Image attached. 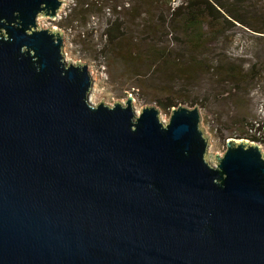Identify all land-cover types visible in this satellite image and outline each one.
Returning <instances> with one entry per match:
<instances>
[{"label": "water", "instance_id": "obj_1", "mask_svg": "<svg viewBox=\"0 0 264 264\" xmlns=\"http://www.w3.org/2000/svg\"><path fill=\"white\" fill-rule=\"evenodd\" d=\"M62 3L0 0V264H264V149L208 154L196 105L90 103L38 27Z\"/></svg>", "mask_w": 264, "mask_h": 264}, {"label": "trees", "instance_id": "obj_2", "mask_svg": "<svg viewBox=\"0 0 264 264\" xmlns=\"http://www.w3.org/2000/svg\"><path fill=\"white\" fill-rule=\"evenodd\" d=\"M128 1L90 0L87 3L75 0L69 14L59 24H72L77 16L86 17L96 9H107L104 10L108 13L103 31L105 42L93 52L108 65L118 63L134 79L152 71L155 79L172 83L170 85L179 83L177 87L181 90L192 84L202 69L216 76L218 86L235 85L229 93L235 95L242 83L261 76L262 69L257 68L259 63L245 68L243 63L236 62L237 59L225 57L209 47L237 24L255 33L263 32L257 16L245 10L250 8L251 0H182L177 6H172L173 0ZM82 40L84 42L85 37ZM214 60L218 62L216 68ZM229 94L224 91L214 93L213 97L217 100ZM174 100L168 96L159 105L169 111L176 105ZM254 124H246L244 137L264 146V122L256 126L260 136L249 133ZM212 128L219 139L226 138L222 135L223 128L215 125Z\"/></svg>", "mask_w": 264, "mask_h": 264}, {"label": "rangeland", "instance_id": "obj_3", "mask_svg": "<svg viewBox=\"0 0 264 264\" xmlns=\"http://www.w3.org/2000/svg\"><path fill=\"white\" fill-rule=\"evenodd\" d=\"M62 6L55 19L49 17H40L37 20L38 27L50 28L56 27L63 34V42L67 40L73 42V48L66 44L68 49L67 61L75 63L77 59L81 63H87L88 69L93 77L92 88L88 94L90 103L97 104L103 99V103L112 105L114 101L124 103L127 94L133 96L132 105L135 111L140 112L141 107L152 105L158 108L159 118L167 122L170 110L160 106L168 96L175 98L174 104L184 105L186 107H198L201 116V127L208 137V154H222L226 148L225 142L228 138L245 139L255 142L245 136L246 127L249 124L264 122V0L249 1L250 8L245 9L257 16L259 26L263 29L262 33H255L246 27L237 24L236 28L227 31L219 38L218 43H212L209 47L214 48L220 54L231 59H237L243 63L245 68L252 66L256 62L258 70L262 69L261 76L247 83H242L235 95L229 94L232 83L218 86L216 76L210 75L207 71L199 69L196 79L192 84H188L184 89L179 90L178 84L167 82L163 83L155 79L152 71L147 74L131 78L123 67L116 63L108 65L105 60L96 57L93 51L102 47L105 38L103 31L107 25V9H96L86 17L77 16L75 21L69 24L60 25L59 22L69 14L74 6L75 0H62ZM104 2V0H102ZM128 1V0H127ZM90 3V0H86ZM129 2V1H128ZM182 0H173L172 6H177ZM109 6V5H107ZM175 33V32H174ZM170 36V35H169ZM81 37V38H80ZM85 41L82 42V38ZM77 42V43H76ZM82 42V43H81ZM79 45H76V44ZM216 68L218 62L213 61ZM220 68V67H219ZM195 73V72H194ZM170 83V84H169ZM169 84V85H168ZM214 87V90H213ZM228 92L226 98H214V93ZM185 99L192 100V104ZM252 122V123H251ZM248 123V125L246 124ZM223 128L222 135L224 140L218 138V133L213 131L212 126ZM234 135L241 137H234ZM264 149V146L260 144Z\"/></svg>", "mask_w": 264, "mask_h": 264}, {"label": "built area", "instance_id": "obj_4", "mask_svg": "<svg viewBox=\"0 0 264 264\" xmlns=\"http://www.w3.org/2000/svg\"><path fill=\"white\" fill-rule=\"evenodd\" d=\"M63 44H64V42H63ZM66 44H68V46L70 47V48H73L74 46H73V42L72 41H70V40H67L66 41ZM66 44L63 46V53H64V56H65V58H67V56H68V49L66 48ZM249 133L251 134V135H256V136H260V130H256V126H253V127H251V128H249ZM258 143V142H257ZM260 144V143H259ZM225 150V149H224ZM224 150H223V152H224Z\"/></svg>", "mask_w": 264, "mask_h": 264}, {"label": "bare ground", "instance_id": "obj_5", "mask_svg": "<svg viewBox=\"0 0 264 264\" xmlns=\"http://www.w3.org/2000/svg\"><path fill=\"white\" fill-rule=\"evenodd\" d=\"M135 113L137 114V113H138V110H137V111H135Z\"/></svg>", "mask_w": 264, "mask_h": 264}]
</instances>
